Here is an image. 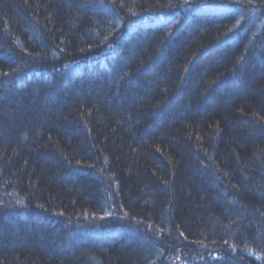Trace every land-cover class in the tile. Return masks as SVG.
Returning a JSON list of instances; mask_svg holds the SVG:
<instances>
[{
    "label": "trees",
    "instance_id": "16d2710c",
    "mask_svg": "<svg viewBox=\"0 0 264 264\" xmlns=\"http://www.w3.org/2000/svg\"><path fill=\"white\" fill-rule=\"evenodd\" d=\"M0 264H264V0H0Z\"/></svg>",
    "mask_w": 264,
    "mask_h": 264
}]
</instances>
